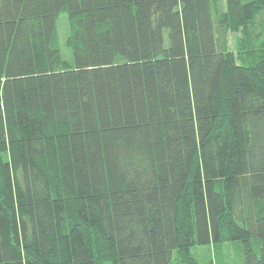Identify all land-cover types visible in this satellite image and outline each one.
<instances>
[{
	"label": "trees",
	"instance_id": "16d2710c",
	"mask_svg": "<svg viewBox=\"0 0 264 264\" xmlns=\"http://www.w3.org/2000/svg\"><path fill=\"white\" fill-rule=\"evenodd\" d=\"M224 245L264 264V0H0V264Z\"/></svg>",
	"mask_w": 264,
	"mask_h": 264
},
{
	"label": "rangeland",
	"instance_id": "374dc122",
	"mask_svg": "<svg viewBox=\"0 0 264 264\" xmlns=\"http://www.w3.org/2000/svg\"><path fill=\"white\" fill-rule=\"evenodd\" d=\"M70 26L69 21L67 19V14L62 13L57 21V41L61 49L62 57L65 60H72V53L68 48L66 41L68 36L70 35ZM237 34H232L229 38V46L231 49H236ZM234 251L231 245H224L223 248V263L224 264H236L234 260ZM193 257L195 261L199 262V264H215V253L213 247H200L193 250ZM174 264H178L177 260L180 261V258H177L176 253H174Z\"/></svg>",
	"mask_w": 264,
	"mask_h": 264
}]
</instances>
